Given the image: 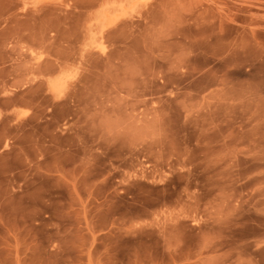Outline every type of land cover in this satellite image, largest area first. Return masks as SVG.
I'll return each instance as SVG.
<instances>
[{
  "label": "rangeland",
  "instance_id": "rangeland-1",
  "mask_svg": "<svg viewBox=\"0 0 264 264\" xmlns=\"http://www.w3.org/2000/svg\"><path fill=\"white\" fill-rule=\"evenodd\" d=\"M0 264H264V0H0Z\"/></svg>",
  "mask_w": 264,
  "mask_h": 264
},
{
  "label": "crops",
  "instance_id": "crops-1",
  "mask_svg": "<svg viewBox=\"0 0 264 264\" xmlns=\"http://www.w3.org/2000/svg\"><path fill=\"white\" fill-rule=\"evenodd\" d=\"M224 79H219V84L211 87L209 90L205 91V94L210 98V99H215L217 95L221 94L226 90V86L222 84ZM201 93V92H200Z\"/></svg>",
  "mask_w": 264,
  "mask_h": 264
}]
</instances>
